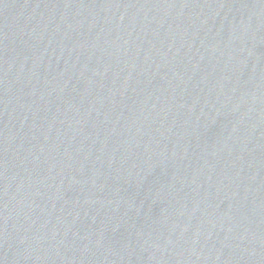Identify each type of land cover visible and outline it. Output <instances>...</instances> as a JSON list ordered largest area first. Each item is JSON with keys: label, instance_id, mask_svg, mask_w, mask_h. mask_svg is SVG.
Instances as JSON below:
<instances>
[{"label": "water", "instance_id": "obj_1", "mask_svg": "<svg viewBox=\"0 0 264 264\" xmlns=\"http://www.w3.org/2000/svg\"><path fill=\"white\" fill-rule=\"evenodd\" d=\"M0 264H264V0H0Z\"/></svg>", "mask_w": 264, "mask_h": 264}]
</instances>
